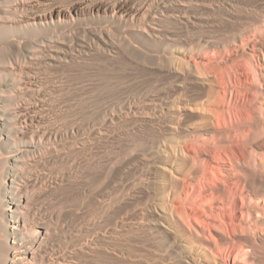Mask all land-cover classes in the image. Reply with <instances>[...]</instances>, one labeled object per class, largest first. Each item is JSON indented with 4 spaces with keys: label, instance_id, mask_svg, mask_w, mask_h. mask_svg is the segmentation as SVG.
Instances as JSON below:
<instances>
[{
    "label": "bare ground",
    "instance_id": "obj_1",
    "mask_svg": "<svg viewBox=\"0 0 264 264\" xmlns=\"http://www.w3.org/2000/svg\"><path fill=\"white\" fill-rule=\"evenodd\" d=\"M207 2L0 0V20L8 22H0V52L13 54L9 62L0 59V85L6 84L2 78L11 80L7 89L0 86V100L13 99L0 105V264L59 263L43 251L58 229L39 211L31 212L33 192L68 181L71 168L81 165L94 175L98 227L114 216L111 235L116 226L142 227L153 241L163 227L155 218L160 212L151 208L152 174L159 172L166 229L189 240L184 247L157 237L148 252L134 255L104 245L98 231L95 249L135 257L131 264H264V43H257L264 20L219 42L213 18L222 15L214 8L201 14L203 6L212 7ZM30 40L37 45L24 53L22 45ZM196 46L200 51L194 55ZM241 49L242 62L233 63ZM29 50L49 68L77 63L96 50L111 58L123 52L128 67L124 81L115 80L110 88L111 104L99 113L94 109L92 115L98 114L87 118L89 128L82 127L41 111L49 99L39 94L40 75L16 63L18 54L25 59ZM34 91L37 102L24 96L14 111L7 108ZM120 136H126L124 143ZM50 167H58V174L48 183L44 175Z\"/></svg>",
    "mask_w": 264,
    "mask_h": 264
},
{
    "label": "rangeland",
    "instance_id": "obj_2",
    "mask_svg": "<svg viewBox=\"0 0 264 264\" xmlns=\"http://www.w3.org/2000/svg\"><path fill=\"white\" fill-rule=\"evenodd\" d=\"M63 1H66V0H63ZM139 1H142V0H139ZM207 1L208 2L206 5H209V2H210V5L212 7H210V6L204 7L203 6L201 11H200L201 14H206V12H207L206 15H208L209 12L213 11L210 8H214L215 9V12H214L215 15H219V14L222 15V17L217 16L219 18V20L217 17H216L217 19L213 18V20H215L217 22V25H216L217 28L213 27L215 29V30L213 29V33L218 38L219 42H224L225 40L229 39L232 34L238 33L240 31V28L242 29V31H243V29L250 30L253 27V25L264 20V0H207ZM225 15L227 18L225 17ZM220 17H221V19H220ZM0 22L8 23L6 20H0ZM190 27H192L193 29H191ZM188 30L190 33H194L196 31V30H194V27L192 25L188 26ZM223 32H225L226 34ZM81 33L82 32H79L77 34H81ZM218 33L221 36H219ZM43 34L48 35L49 32H43ZM72 36L67 35V34H63V37H65L66 39H72ZM225 37L226 38L228 37V38L226 39ZM222 40H224V41H222ZM257 41H258L257 42L258 44L264 43V35L259 36ZM32 44H34V46L37 45L34 40H32V41L30 40L28 43H26V45H24V44L22 45L24 47V53L26 51L25 49L27 47L31 46ZM247 48L248 47H246V49H244V50H247ZM193 49H192V51H193L192 53L194 55H197V53L200 51L199 46L198 47L196 46L195 49L194 50ZM242 49L239 51V53H235V55L233 57L234 58L233 63L242 62L243 58H242V56H240L241 52H243ZM33 51L34 50H29L30 55H28V57H26L25 59L23 58L22 54H18V56H19L18 58L15 55L14 58L19 59V61H16V63L19 62L20 64H22V66L24 65L23 67L26 66L25 68H22V69H24L26 71L28 70L32 73L35 72V74L38 75L37 77H39V75H40V77L38 78L39 80H38L37 86H39L40 84L43 83L42 84L43 86L42 85L39 86L40 88L38 90H40L42 88L43 89L40 90L39 94H44V95H46L45 97H47L49 99L48 104L46 105L47 107H44V109L41 108V111H44V113L46 115H50L56 119H61L63 117L64 119L62 118L61 121L66 122V120H67V123H71V122L78 123L82 127L85 124L84 127L89 128V126L86 124V120L89 119L88 117L93 118V116L98 114L99 113L98 111H100V109L103 108V105H104V107H106V106L111 104L110 102L112 101V98L109 95L110 94L112 95V91L110 90V88L115 83L114 82L115 80L119 79L118 80L119 83H122L124 81L126 71H127V67H128L127 62L125 61L126 56H124L125 54L123 52H121V53L124 55L119 53L118 56L121 54L120 57H118L117 55H114L111 58V56L113 54H110L106 51H101V52H103V53H101L100 50H98L99 52L96 50V51H94V53L90 54L91 56L85 55L87 57V59H86V57H82L84 59L80 58L79 59L80 61L77 60L78 61L77 63H76V60L73 61L74 63H69L70 67H69V65H65V67L64 66H58V67H50L49 68L48 66L41 64V61L39 62V59H37V58L33 59L34 58V56H33L34 52ZM26 53H28V51H26ZM31 55L33 56L32 58H31ZM12 56H13L12 51L11 52L10 51L9 52L8 51L0 52V59L2 58V60H5L6 62H9L8 59H9V57H12ZM115 56H117V57H115ZM121 56L124 58H121ZM102 58H104V59L102 60ZM26 59H28L30 62L34 60L33 62H31L32 65ZM176 61H177V63H180L179 65H181V63L184 62V60L182 58H178V59H176ZM10 62H13V61H10ZM23 63H25V64H23ZM33 63H34V65H33ZM117 63H118V65H117ZM168 63L173 64L172 62L171 63L168 62ZM27 64L31 65L30 68L28 67L29 65H27ZM36 64L37 65L40 64V66L38 65V67H37ZM13 66L15 67V65H13ZM43 66L46 68L44 69ZM124 66L126 69L124 68ZM12 67H6V68H12ZM34 68H35V71H34ZM36 68H38L39 70ZM17 69L19 70V68H17ZM42 69H44V70H42ZM64 69H66V70H64ZM86 69H87V71H86ZM19 72H21V71L19 70ZM80 72H81L82 76L79 75ZM91 72H94L95 74L92 75ZM115 73L118 77L115 75ZM85 74H86V76H85ZM41 75H43V76H41ZM87 76H88V79H87ZM111 76H113V77H111ZM43 77H44V79H43ZM121 77H122V79H121ZM9 78H2V83H3V81H4V83L6 81V84H1L0 86L7 89L10 86L9 84H11V80ZM76 78L77 79L79 78V81ZM4 79H6V80H4ZM111 79H113V82ZM120 79L122 81H120ZM87 80H89V81H87ZM90 80L91 81L93 80V82H91ZM39 81H41V83ZM42 81H44V82H42ZM89 82L92 84H90ZM58 83H59V85H58ZM88 83H89V85H88ZM82 84H83V86H82ZM84 84H85V88L82 89L84 87ZM86 84L89 86V87H87V89H86ZM90 85H93V86L91 87ZM57 86L58 87L60 86V88H58ZM81 86H82V88H81ZM197 86H200V85H197ZM78 87H80L85 92H83L81 89H79L80 91L77 90ZM44 88H45V90H44ZM42 91L44 93H42ZM47 92L49 94H47ZM33 93H34V95L33 94L29 95L28 92H26V93L24 92L23 93L24 95L21 94L19 97H17L16 100L14 99L15 104L12 102L13 105H10V106L8 105L7 108L11 111H14L17 108L18 103H20L22 100L26 99L25 97L30 98V101L32 100V102L36 98L35 102H37V99L40 95H37L38 96L37 97V96H35L36 91H34ZM79 93H81V94L84 93V94L81 95ZM5 95H8V94H5ZM32 96H34L33 99H32ZM49 97L52 98L53 100L50 99ZM76 98H77V101H76ZM63 99H65V100L63 101ZM66 99H67V101H66ZM68 99L70 102L68 101ZM70 99H72V100H70ZM12 100L9 97H7V96L5 97L3 95L2 101L0 100V105H4V104L6 105V103L9 104V102L11 104ZM106 100H107V102H106ZM49 101H51L52 103L51 102L49 103ZM96 101L97 102L99 101V102L97 103ZM22 102H24V101H22ZM85 102H87V103H85ZM89 102H90V104H89ZM11 106H12V108H10ZM47 109H49V112L46 111ZM94 109L97 110L98 113L96 112L92 115V112H94ZM57 110H59L58 111L59 116L58 115L55 116L58 113V112L56 113ZM60 114H61V117H60ZM64 115H65V117H64ZM188 118L192 119V117L190 118V116ZM73 120H76L78 122H75ZM84 129L88 130L87 128H84ZM122 137H125V139H126V136H120V138H122ZM120 138H118V139H120ZM125 139H123V138H122V140L120 139L119 143H122L123 140H124L123 141V143H124L126 141ZM261 139H263V138L261 137V138L257 139V141H260ZM118 147H119V145H118ZM82 166H84V165H81L79 167H82ZM79 167H75V168L72 167L71 168V172H72L71 173L72 176L70 177L71 179H69L68 181L65 180L62 184H60L61 188H60V185H57L55 188L53 187V188H50L48 190L45 188L46 189L45 192H44V189H41L42 191L40 189L39 190L37 189L38 191L37 190L36 191L38 193H36L35 190L33 192L35 194H33V197H32L33 202L31 201V205H32V207L30 208L31 212L36 211V213H37L39 211L42 214H40L38 212L37 213L38 215L46 217L45 219H47V221L49 220V222H52L53 228H55V226H56V228L58 229V230L55 229V230H57L56 232H54L55 234L52 233L49 240L46 242L47 247L45 246L46 244H44L45 247H43L44 248L43 251L49 252V254L51 253L50 255L53 259L55 258L58 261L60 259L59 263H57V264H60V262H61V264H127V263L131 264V263H133V261H136L135 257H131V258L122 257L121 258V257H118L117 255L113 254L112 251H109L106 249H102V250L95 249L94 245L96 244L95 239H96L98 231L101 232L99 234L98 238L102 237V240H103L102 243H104V245H106V246L110 245L112 248H114L113 250L117 253H123L124 252V254L130 253V254H134V255L135 254L137 255L139 253H145V252H148L146 250L150 248L149 245H153L155 242L154 240H156V242H157V240H159V239H167L169 241L176 242V245H180V246L183 245L184 247H186L185 246V245H187L186 241H189L186 237L179 236L178 233H176L175 231H174L175 232L174 233L173 230H171V229H166L168 227V223L166 221L167 218L162 215V214H164L161 211L163 206L161 204L162 203L161 197H159V194L161 193L160 192L161 191V189H160V187H161L160 182L161 181H160V176H159L160 174H158L159 172H157V173L154 172L152 174L155 178H152V180H151L152 181L151 186L154 187L153 190L151 191L152 193L154 192L153 193L154 194V203L151 205V208L153 209L155 207V210L160 212L161 215L155 216V218H156V220H158V222H162L161 224H163V227L159 228L160 231L157 232L156 236L159 239L152 235L153 236V241H152L151 240L152 239L151 234L150 235L147 234V230H144V228L142 231V229H141L142 227L140 228L141 230L136 229V231H135L133 229V231H132L130 229L131 230L130 231L127 227L124 228V227L116 226L117 230L114 228L112 230V232H115V233H114V235H111L109 233V228L114 226V224H113L114 223L113 219H115L114 216H111V217L106 216V218H104V222H102L101 226H99L100 228L97 226L98 225L97 219H95L96 218V214H95L96 203L93 199V193H92V190L94 187V185H93L94 184V177H93L94 175L92 173V170H89V168L87 169V168H85V166L82 168H79ZM51 168H53V167H50L49 169H45V170L49 171V172H47V174L44 171L45 175H46V176L44 175L45 180L47 178L48 179L52 178L53 180H56L55 177L58 174V170H57L58 167L53 168V170H50ZM83 168H85L86 171ZM155 168H154V170H155ZM81 169H83L84 171ZM72 170L73 171L75 170L76 173H75V171L73 172ZM50 171H52V172L50 173ZM88 171H90V172H88ZM157 171H158V169H157ZM50 174H52V175H50ZM47 175H49V176L47 177ZM51 176H53V177H51ZM48 179L46 180L48 183L53 181L51 179L48 181ZM63 186H65V187H63ZM61 193H62V195H61ZM33 199H35V200H33ZM35 201L37 202V204ZM33 203L35 205H33ZM73 206H75V208ZM79 206H81V207H79ZM77 208H80V209H78L80 212L79 211L76 212ZM33 209H36V210H33ZM41 210H42V212H41ZM263 214H264V210H263ZM50 218H52L53 220ZM263 219H264V215H263ZM263 228H264V226H263ZM102 233H103V235H102ZM135 235L136 236L138 235V236L135 237ZM148 235H149V237L147 238ZM154 238H156V239H154ZM78 243L80 244V246ZM0 244L4 245L2 241L0 242ZM188 246L192 247L194 245H192L190 243ZM72 247H74V248H72ZM76 247H77V249H76ZM195 247L196 246H194V248ZM64 256H66V257L64 258ZM74 260H76V261H74ZM62 261L63 262L65 261V262L63 263Z\"/></svg>",
    "mask_w": 264,
    "mask_h": 264
}]
</instances>
